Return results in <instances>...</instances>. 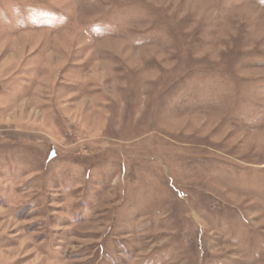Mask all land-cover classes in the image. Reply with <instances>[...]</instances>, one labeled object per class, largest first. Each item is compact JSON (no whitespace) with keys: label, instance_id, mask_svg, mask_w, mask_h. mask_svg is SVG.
<instances>
[{"label":"rangeland","instance_id":"374dc122","mask_svg":"<svg viewBox=\"0 0 264 264\" xmlns=\"http://www.w3.org/2000/svg\"><path fill=\"white\" fill-rule=\"evenodd\" d=\"M0 264H264V0H0Z\"/></svg>","mask_w":264,"mask_h":264}]
</instances>
